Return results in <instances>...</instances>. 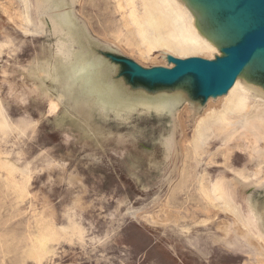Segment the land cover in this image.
Segmentation results:
<instances>
[{"label": "bare ground", "instance_id": "bare-ground-1", "mask_svg": "<svg viewBox=\"0 0 264 264\" xmlns=\"http://www.w3.org/2000/svg\"><path fill=\"white\" fill-rule=\"evenodd\" d=\"M19 1L23 7L24 22L21 26L24 38L42 39L35 55L19 68L20 73L34 82L47 101L48 114L55 116L57 129L69 141L72 136L67 129L68 116L75 108V117L82 116V110L89 118V121L82 120L84 132L93 129L91 125L94 121H102L108 134L117 133L123 141L124 152H131L132 148L138 154L139 151L152 154V149H145L149 145L143 147L141 137L160 134L168 126L164 143V176L161 180L162 184H167V191L175 181L173 175L179 149L184 158L181 177L186 176L190 160L198 164L207 156L209 170L203 169L196 178V195L188 196L182 203L167 196L161 201L160 210L154 213L155 219L145 216L146 211L142 214L135 211L132 215L137 220L142 218L155 223H168L169 217L170 221L177 216L182 218L180 214L185 211V218H190L197 228L193 234L189 227L186 228L187 233L192 234L188 243L194 240L198 244L221 243L235 253L245 252L252 257L253 264H264V47L254 53L234 84L217 97L202 100L193 91V77L187 75L176 83H160L152 87L151 103L146 98L149 90L144 83L138 82L141 90L135 89L130 80L131 85L119 86V78L113 72L117 64L113 56L120 58L119 55L124 54L116 45L108 44L91 33L87 23L77 14L76 6L81 0H35L33 4L31 0ZM140 2L147 15L144 24L134 10H130L132 0H107L119 19L114 25L106 26L118 37L126 39L132 54L124 47L125 52L137 56L140 62L146 64L163 63L158 60L160 55L182 60L195 57L211 59L216 53L222 56L226 49L242 43L249 33L264 25V6L259 0ZM154 51L158 54L156 57L152 55ZM59 64L71 68L74 75H70L65 91L54 93L50 85L57 80ZM103 75L109 77L108 82L103 80ZM77 84L83 90L80 99L74 97ZM154 104L161 113L146 117V109ZM0 107L3 111L2 105ZM215 125L222 127V134L234 133L228 134L220 146L211 150L210 140ZM113 126H116L114 131ZM130 131L134 141L128 147L123 136ZM139 146L142 148L138 151ZM245 152L253 155L252 171L239 170L233 163L237 153ZM218 156L222 157L221 163L214 161ZM215 165L226 170L229 176L215 179L212 172ZM178 169L179 166L177 175ZM0 175L16 200L24 201L29 192L28 181H18L16 169L3 148L0 150ZM235 182L249 186L238 203L233 195L232 184ZM55 220L47 208L39 214L34 230L29 234L24 259L41 264L49 257L48 246L62 242L63 236L54 229ZM217 234L220 237H216Z\"/></svg>", "mask_w": 264, "mask_h": 264}, {"label": "rangeland", "instance_id": "rangeland-1", "mask_svg": "<svg viewBox=\"0 0 264 264\" xmlns=\"http://www.w3.org/2000/svg\"><path fill=\"white\" fill-rule=\"evenodd\" d=\"M34 2L31 0L32 4ZM132 4L130 10H134L144 24L147 15L143 4L140 0H132ZM76 8L95 37L116 45L125 55H119L120 58L113 56L117 63L113 72L119 78V86L131 85L130 80L135 89L141 90L138 82L144 83L149 90L146 98L152 103V87L160 83H176L187 75L169 73L182 59L160 55L158 60L163 63L152 65L131 55L132 49L126 39L118 37L106 26L114 25L119 19L107 0H81ZM33 9L34 6L32 13L35 19ZM22 11L21 1L0 0V105L3 107V111L0 107V150H6V157L15 167L18 181H28L29 191L24 201H17L0 175V264H38L35 260L24 259L23 253L28 247V237L34 230L36 219L46 208L52 218H56L54 229L63 238L61 243L48 246L49 257L41 264H253L252 257L245 252L235 253L221 243H209L208 247H202V253L189 245L188 237L197 228L190 218H185L184 210L180 214L182 218L177 216L170 221L169 217L168 223L137 220L132 215L135 211L140 214L146 211L145 216L155 219L154 213L160 210V203L167 196L182 203L188 196L196 195L195 180L203 169L208 168L207 156L198 164L190 160L187 177H181L184 158L179 149L178 175L176 167L175 181L167 191V184H162L161 180L168 126L160 134L141 137L143 147L149 145L145 149H152V154L141 153L140 146L137 147L140 154L132 148L131 152H124L123 141L117 133L108 134L102 121H94L93 129L84 132L82 120L89 121V118L82 110V116L75 117V108L68 116L67 129L72 136L69 141L57 129L55 116L48 114L47 101L34 82L20 73L19 68L35 55L42 42L41 38H24ZM124 47L131 54L125 52ZM152 55L156 57L158 54L154 51ZM229 56L224 52L222 56L216 53L211 59L200 58L223 64ZM57 74V80L50 85L54 93L65 91V85L74 72L59 64ZM190 75L193 76V91L202 100L208 101L211 96L220 95H208L203 79L199 75ZM102 78L108 82L107 75ZM82 91L77 84L74 97L80 99ZM146 113V117L151 114L157 116L161 111L154 104L146 109ZM220 128V125L214 127L211 150L220 146L228 134L234 133L222 134ZM112 129L114 131L116 126ZM123 139L131 147L134 141L132 131L127 132ZM252 158L248 152L237 153L233 163L239 170L252 171ZM214 161L221 163L222 157L218 156ZM225 171L215 165L212 172L215 179H225L229 176ZM232 185L234 200L238 203L249 186L237 182ZM188 227L191 235L187 233ZM203 253L209 255L208 259Z\"/></svg>", "mask_w": 264, "mask_h": 264}, {"label": "water", "instance_id": "water-1", "mask_svg": "<svg viewBox=\"0 0 264 264\" xmlns=\"http://www.w3.org/2000/svg\"><path fill=\"white\" fill-rule=\"evenodd\" d=\"M248 1L245 0V2ZM259 1L264 6V0ZM263 47L264 25L249 33L242 43L226 49L225 52L229 53L230 56L224 60L223 64L195 57L180 60L178 66L169 71V73L174 76H182L185 74L199 75L204 81L205 90L208 95H221L234 84L237 76L251 60L254 53Z\"/></svg>", "mask_w": 264, "mask_h": 264}, {"label": "crops", "instance_id": "crops-1", "mask_svg": "<svg viewBox=\"0 0 264 264\" xmlns=\"http://www.w3.org/2000/svg\"><path fill=\"white\" fill-rule=\"evenodd\" d=\"M211 244V243H210ZM214 244V243H212ZM189 245H191L192 247H194L196 250H198L200 253H202V247H208L209 245H207L206 243L200 242L198 244V242L196 240H194V242H190ZM203 256L208 259V254L207 253H203Z\"/></svg>", "mask_w": 264, "mask_h": 264}]
</instances>
